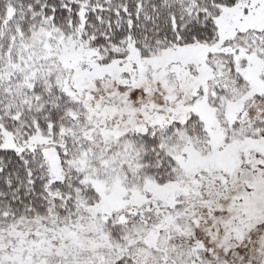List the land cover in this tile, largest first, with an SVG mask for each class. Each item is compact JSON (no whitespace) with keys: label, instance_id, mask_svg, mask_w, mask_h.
Masks as SVG:
<instances>
[{"label":"snow or ice","instance_id":"1","mask_svg":"<svg viewBox=\"0 0 264 264\" xmlns=\"http://www.w3.org/2000/svg\"><path fill=\"white\" fill-rule=\"evenodd\" d=\"M0 264H264V0H0Z\"/></svg>","mask_w":264,"mask_h":264}]
</instances>
